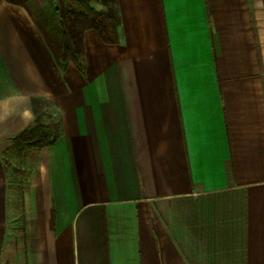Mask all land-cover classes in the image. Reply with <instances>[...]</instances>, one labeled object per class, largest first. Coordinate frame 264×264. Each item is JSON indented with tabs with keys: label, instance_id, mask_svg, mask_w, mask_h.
<instances>
[{
	"label": "crops",
	"instance_id": "obj_1",
	"mask_svg": "<svg viewBox=\"0 0 264 264\" xmlns=\"http://www.w3.org/2000/svg\"><path fill=\"white\" fill-rule=\"evenodd\" d=\"M116 3L119 42L85 30L82 69L0 20V264H264L257 0ZM33 97L61 136L15 146Z\"/></svg>",
	"mask_w": 264,
	"mask_h": 264
},
{
	"label": "trees",
	"instance_id": "obj_2",
	"mask_svg": "<svg viewBox=\"0 0 264 264\" xmlns=\"http://www.w3.org/2000/svg\"><path fill=\"white\" fill-rule=\"evenodd\" d=\"M23 7L37 26L41 36L51 51L55 62L61 69H66L73 61L79 69L83 67L84 32L94 29L108 43L119 42L118 26L120 16L116 0H99L104 9L97 10L86 0H79V7L71 4L62 15L58 7L50 13L33 12L29 6L31 0H6ZM35 119L28 127L13 137L15 146L32 147L53 144L61 136V120L49 123L44 120L43 109H54L52 104L43 98L33 97ZM51 117V115H48Z\"/></svg>",
	"mask_w": 264,
	"mask_h": 264
},
{
	"label": "rangeland",
	"instance_id": "obj_3",
	"mask_svg": "<svg viewBox=\"0 0 264 264\" xmlns=\"http://www.w3.org/2000/svg\"><path fill=\"white\" fill-rule=\"evenodd\" d=\"M1 1V0H0ZM79 0H31L29 3L30 8L33 12H44L50 13L54 10L55 7H58L61 11V14L64 15L66 10L71 4H74L79 7ZM257 10L261 11L262 17L264 20V0H257ZM8 17V18H7ZM15 20L18 24L26 31L27 26L34 27L35 24L33 23L32 19L26 14V11L23 7L14 4H8L4 1L0 2V20ZM36 28V26H35ZM44 120L46 122H50L51 120H57V112L51 108H44L43 109ZM48 115H51L49 117ZM22 152L18 150V147H10L5 150L3 158L6 162L7 167H12L13 171L11 172V177L13 184L16 185L18 189H20L23 185V180L21 179L23 173L21 169L17 168V165H13L12 161L15 159H21ZM21 163V162H19ZM20 179V180H19Z\"/></svg>",
	"mask_w": 264,
	"mask_h": 264
}]
</instances>
